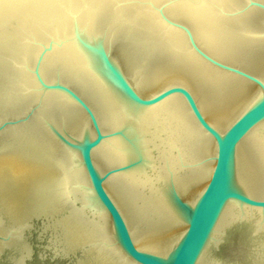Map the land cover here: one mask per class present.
I'll use <instances>...</instances> for the list:
<instances>
[{
	"label": "water",
	"instance_id": "1",
	"mask_svg": "<svg viewBox=\"0 0 264 264\" xmlns=\"http://www.w3.org/2000/svg\"><path fill=\"white\" fill-rule=\"evenodd\" d=\"M0 264H264V0H0Z\"/></svg>",
	"mask_w": 264,
	"mask_h": 264
}]
</instances>
